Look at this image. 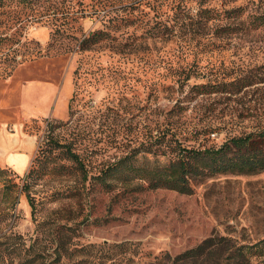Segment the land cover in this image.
Listing matches in <instances>:
<instances>
[{"label": "rangeland", "instance_id": "1", "mask_svg": "<svg viewBox=\"0 0 264 264\" xmlns=\"http://www.w3.org/2000/svg\"><path fill=\"white\" fill-rule=\"evenodd\" d=\"M79 1L73 35L102 42L46 52L50 30L34 26L45 55L0 76V128L36 146L27 173L0 166V264H167L207 238L263 240L264 171L201 177L184 195L134 179L166 160L156 136L198 151L264 128V84L228 98L196 87L231 67L264 72L263 33L214 39L206 16L258 0Z\"/></svg>", "mask_w": 264, "mask_h": 264}, {"label": "trees", "instance_id": "2", "mask_svg": "<svg viewBox=\"0 0 264 264\" xmlns=\"http://www.w3.org/2000/svg\"><path fill=\"white\" fill-rule=\"evenodd\" d=\"M262 2L264 0L225 10L207 8L211 37L226 39L264 34V12L258 11ZM82 11L83 4L79 0H0V76L9 77L16 67L45 55L41 52L40 44L27 36L31 27L40 25L50 30L51 43L46 52L66 40L73 44L69 53L74 49L79 54L102 42L107 37L103 31H91L83 39L73 35L76 31L73 24L82 18ZM103 17H107V13H103ZM211 44L217 46L214 42ZM259 69L231 67L219 76L216 73L210 78L211 84L196 85L197 94L227 98L239 95L247 88L264 84V72ZM198 134L206 136L208 132ZM154 142L153 154L166 160H156L150 169L141 168L143 174L134 178L146 183L150 190L170 189L182 195L191 194V183L201 177L217 174L256 175L264 171L263 127L230 136L214 149H182L173 134L167 139L156 136ZM162 145L167 152L162 150ZM68 154L71 160L77 161L75 153ZM113 170L117 171V168ZM84 179L87 180V175H84ZM26 196L28 204L33 205L29 194ZM155 260L157 262L158 258ZM165 260L167 264H264V238L247 245H231L225 238H207L179 255L166 256Z\"/></svg>", "mask_w": 264, "mask_h": 264}, {"label": "crops", "instance_id": "3", "mask_svg": "<svg viewBox=\"0 0 264 264\" xmlns=\"http://www.w3.org/2000/svg\"><path fill=\"white\" fill-rule=\"evenodd\" d=\"M35 148V141L32 137H25L20 131L9 132L0 128V166L19 170L24 169L28 164L27 173L32 163L29 157L30 155L33 157Z\"/></svg>", "mask_w": 264, "mask_h": 264}]
</instances>
